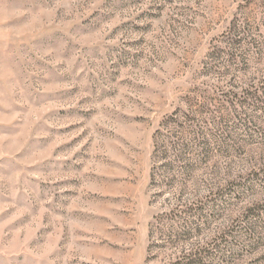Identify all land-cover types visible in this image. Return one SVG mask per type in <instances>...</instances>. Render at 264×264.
I'll list each match as a JSON object with an SVG mask.
<instances>
[{
    "label": "rangeland",
    "instance_id": "1",
    "mask_svg": "<svg viewBox=\"0 0 264 264\" xmlns=\"http://www.w3.org/2000/svg\"><path fill=\"white\" fill-rule=\"evenodd\" d=\"M263 84L264 0H0V264H264Z\"/></svg>",
    "mask_w": 264,
    "mask_h": 264
},
{
    "label": "trees",
    "instance_id": "2",
    "mask_svg": "<svg viewBox=\"0 0 264 264\" xmlns=\"http://www.w3.org/2000/svg\"><path fill=\"white\" fill-rule=\"evenodd\" d=\"M227 39L228 40H226V42H231L227 45L232 50L226 52L227 60L225 59V61L229 62V63H233L232 60L235 57V53H233V50L236 49V45L234 46V43L236 44L237 42H232L231 37H228ZM232 46H234V47H232ZM250 89H247L244 92L247 95V97H252L251 95L257 93L256 90L254 91V89L253 90H250ZM261 90H262V93L264 94V84H263ZM181 116L182 117H180L177 112L172 113V115L163 123L162 129L167 130L168 128H170V126L183 128L184 124L187 121H190L193 119V115H190L189 113H186V112H184ZM181 118L183 119V122H182ZM157 134L160 137V135H161L160 131H157ZM181 145L182 146L180 147V149L177 150L178 153L176 156H177V158L183 160L184 154H183L181 148L183 149L185 147V145H183V142ZM203 146H204L203 149L206 152L205 145L203 144ZM154 151H155V156H156V154L158 155V153H160V151H158V149H157V146H154ZM161 155L162 154H160V156ZM189 168L190 167L188 165H186L185 171H187ZM151 176L153 179L154 178L153 172H152ZM170 215H174V213L169 214V216ZM164 216H167V215H158V216L154 217L153 218L154 221L149 225V231H148L149 243H148L147 248H146L147 259L150 258L148 254H150L151 257L154 254L159 255L162 253V251L165 248V244H161V240H160V242L157 240V236H160V234H163V235L165 234L163 231V227H162L163 223H164V220H163ZM169 216L167 218H169ZM184 234H186V233H182L176 237H178V239L185 238ZM171 235H172V233L166 234V236L169 237V239L172 238ZM170 241L172 243H174L175 240L172 239ZM204 255H205V253H204V250H202V249L201 250L188 251V252L184 253L183 255L174 257L173 259H171L169 261L165 260L162 264H204V262H203Z\"/></svg>",
    "mask_w": 264,
    "mask_h": 264
}]
</instances>
